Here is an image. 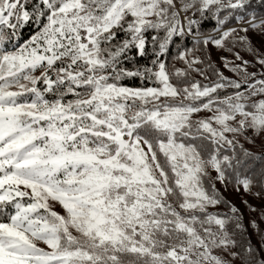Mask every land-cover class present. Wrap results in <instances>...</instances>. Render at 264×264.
Instances as JSON below:
<instances>
[{"label":"snow or ice","instance_id":"snow-or-ice-1","mask_svg":"<svg viewBox=\"0 0 264 264\" xmlns=\"http://www.w3.org/2000/svg\"><path fill=\"white\" fill-rule=\"evenodd\" d=\"M230 188L264 196V0H0V264H264Z\"/></svg>","mask_w":264,"mask_h":264},{"label":"trees","instance_id":"trees-1","mask_svg":"<svg viewBox=\"0 0 264 264\" xmlns=\"http://www.w3.org/2000/svg\"><path fill=\"white\" fill-rule=\"evenodd\" d=\"M211 22H205V28L210 29L211 28ZM30 34V30L28 28H25L22 31V37H27ZM234 189H229L224 193V196L226 199L230 200L232 203H234L238 208H240L241 212L243 213L245 217V226L248 228L250 235V238L252 239L253 244L259 243V236L256 235V229L251 227L250 224V210L256 209V213H261V210H264V196L257 197L258 199L252 198L249 194L247 196V204L243 203V201H238L233 195H234ZM255 191V189H253ZM224 210V209H222ZM261 229H264L263 227L259 226ZM42 246V245H41Z\"/></svg>","mask_w":264,"mask_h":264},{"label":"rangeland","instance_id":"rangeland-1","mask_svg":"<svg viewBox=\"0 0 264 264\" xmlns=\"http://www.w3.org/2000/svg\"><path fill=\"white\" fill-rule=\"evenodd\" d=\"M216 59V57L214 56V60ZM222 71H224L225 75H229L231 76L232 74L230 72L227 71V69H223L221 68ZM244 142V141H242ZM245 143V147H251L248 143ZM234 192V197L238 200V201H246L248 194L254 198V199H258L257 196L251 194V193H246L243 191V189L241 188V190L239 192L237 191H233ZM250 221L252 219L256 220V223L258 226H261L264 228V219L261 218V213H256L255 211L250 210ZM43 246V245H42Z\"/></svg>","mask_w":264,"mask_h":264}]
</instances>
